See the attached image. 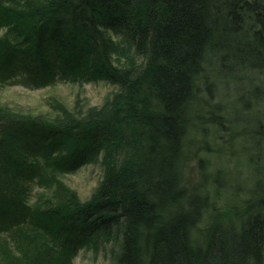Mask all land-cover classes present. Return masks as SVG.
<instances>
[{"label":"trees","instance_id":"1","mask_svg":"<svg viewBox=\"0 0 264 264\" xmlns=\"http://www.w3.org/2000/svg\"><path fill=\"white\" fill-rule=\"evenodd\" d=\"M0 29V84L103 77L119 89L86 121L0 111V264H73L80 249L110 242L116 264H264V201L217 213L183 174L196 104L223 128L221 105L202 90L211 100L246 77L263 108L264 0H0ZM114 38L143 65H116ZM101 154L90 202L54 185L55 173ZM53 185L43 208L31 204L35 186Z\"/></svg>","mask_w":264,"mask_h":264},{"label":"rangeland","instance_id":"2","mask_svg":"<svg viewBox=\"0 0 264 264\" xmlns=\"http://www.w3.org/2000/svg\"><path fill=\"white\" fill-rule=\"evenodd\" d=\"M3 34L4 30L0 29V36ZM113 40L119 43L118 52L113 55L116 65L126 69L143 65V59L134 49L128 50L118 38ZM253 89L246 77L239 80L232 76V80L218 86L211 100L202 90V101L221 105L223 110L217 116L222 118L223 128L209 122V106L203 107L200 101L196 104L199 129L189 137L191 154L183 172L184 183L191 192L198 190L202 196L209 197L208 204H212L217 213L244 204H260L257 203L260 198L264 201V105L261 109L254 103ZM118 93L119 89L103 77L43 88H30L19 80L3 82L0 84V111L41 118L54 124L69 118L86 121L91 116L104 115L106 109L109 111ZM105 173L101 154L73 173H55L54 185L61 183L71 198L88 203L98 192ZM54 185L35 186L31 204L43 208V201L54 196ZM259 207L264 210V205ZM119 252V244L115 242L87 246L79 250L73 264H116Z\"/></svg>","mask_w":264,"mask_h":264}]
</instances>
